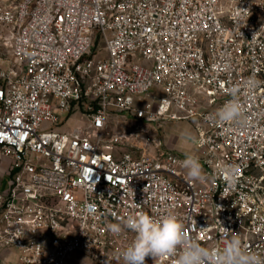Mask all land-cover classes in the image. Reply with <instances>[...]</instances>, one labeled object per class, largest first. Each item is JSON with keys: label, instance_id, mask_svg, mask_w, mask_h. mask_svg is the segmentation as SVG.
Wrapping results in <instances>:
<instances>
[{"label": "built area", "instance_id": "obj_1", "mask_svg": "<svg viewBox=\"0 0 264 264\" xmlns=\"http://www.w3.org/2000/svg\"><path fill=\"white\" fill-rule=\"evenodd\" d=\"M2 26L0 264H124L135 233L108 225L138 212L264 255V0H0ZM233 91L246 126L212 119ZM77 105L88 124L56 131ZM194 118L200 181L151 131Z\"/></svg>", "mask_w": 264, "mask_h": 264}, {"label": "clouds", "instance_id": "obj_2", "mask_svg": "<svg viewBox=\"0 0 264 264\" xmlns=\"http://www.w3.org/2000/svg\"><path fill=\"white\" fill-rule=\"evenodd\" d=\"M248 85L255 88L257 81L251 78ZM230 95L231 98L212 114V119L246 126L248 120L238 94L233 91ZM185 136L190 141L195 140L190 133H185ZM181 166L190 180L205 179L203 166L197 156L186 154ZM224 172L229 183L236 182L234 168L226 167ZM108 229L113 234H120L125 229L135 233L133 241L121 252L124 264H146V258L155 261L165 256L174 258V264H264V255L247 251L237 235H231L222 249L212 252L185 234L184 224L174 213L154 218L138 212L128 216L122 223L109 224Z\"/></svg>", "mask_w": 264, "mask_h": 264}, {"label": "rangeland", "instance_id": "obj_3", "mask_svg": "<svg viewBox=\"0 0 264 264\" xmlns=\"http://www.w3.org/2000/svg\"><path fill=\"white\" fill-rule=\"evenodd\" d=\"M0 32L7 35L8 28L6 26L0 27ZM9 49H3L2 53L6 54ZM7 59L10 62H7L4 67H9L11 63L14 65V59L12 55H7ZM142 65L147 66L146 63H142ZM157 93L155 90L150 92V96H146L145 100H151L153 94ZM162 95V94H161ZM202 105L206 106V100H202ZM86 106L80 107L77 105L73 112L68 115V118L65 120L64 125L55 127L54 129L58 132H66L68 130H72L77 126H86L88 124V117L86 112ZM199 120L197 118L190 119V120H181V121H172L168 123H164L160 130H156V128H151L153 132V137L158 138L164 148H171L173 151L179 155L185 156L186 154L196 155L198 154V149L196 147L197 141V133H196V126L198 125ZM108 124V133L110 136L115 134H127L128 138L129 133L131 131V124L130 121H125L122 115L113 114L111 119L107 122ZM130 131L128 132V130ZM185 133H190L192 136L195 137L194 141H190L186 139ZM109 136V137H110ZM107 137V138H109ZM118 151L127 150L125 146H118ZM85 264H95L90 260L86 259L85 257L82 258Z\"/></svg>", "mask_w": 264, "mask_h": 264}, {"label": "crops", "instance_id": "obj_4", "mask_svg": "<svg viewBox=\"0 0 264 264\" xmlns=\"http://www.w3.org/2000/svg\"><path fill=\"white\" fill-rule=\"evenodd\" d=\"M13 259H14V256H13Z\"/></svg>", "mask_w": 264, "mask_h": 264}]
</instances>
